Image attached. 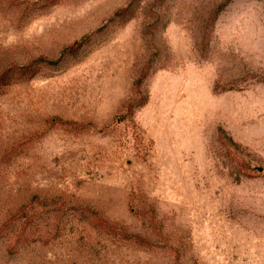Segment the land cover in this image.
Listing matches in <instances>:
<instances>
[{
  "label": "rangeland",
  "instance_id": "rangeland-1",
  "mask_svg": "<svg viewBox=\"0 0 264 264\" xmlns=\"http://www.w3.org/2000/svg\"><path fill=\"white\" fill-rule=\"evenodd\" d=\"M0 264H264V0H0Z\"/></svg>",
  "mask_w": 264,
  "mask_h": 264
},
{
  "label": "trees",
  "instance_id": "trees-1",
  "mask_svg": "<svg viewBox=\"0 0 264 264\" xmlns=\"http://www.w3.org/2000/svg\"><path fill=\"white\" fill-rule=\"evenodd\" d=\"M127 11H128V7H127ZM71 48H73V47H71ZM43 60V59H42Z\"/></svg>",
  "mask_w": 264,
  "mask_h": 264
}]
</instances>
